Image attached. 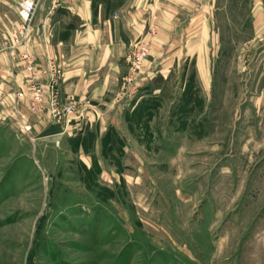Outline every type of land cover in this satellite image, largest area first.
Wrapping results in <instances>:
<instances>
[{"label": "rangeland", "instance_id": "rangeland-1", "mask_svg": "<svg viewBox=\"0 0 264 264\" xmlns=\"http://www.w3.org/2000/svg\"><path fill=\"white\" fill-rule=\"evenodd\" d=\"M217 3L163 97L106 135L0 104V264H264V0Z\"/></svg>", "mask_w": 264, "mask_h": 264}, {"label": "crops", "instance_id": "crops-1", "mask_svg": "<svg viewBox=\"0 0 264 264\" xmlns=\"http://www.w3.org/2000/svg\"><path fill=\"white\" fill-rule=\"evenodd\" d=\"M19 1L0 0V104L4 117H12L16 108L31 130L64 133V123L51 115L28 111L30 79L22 59L29 56L35 61L40 82H49L43 71L53 62L63 72L61 95L91 100L82 136L88 129L106 135L123 126L121 121L148 113L149 99L163 97L164 85L159 82H169L171 73L187 65L181 51H188L189 42L194 43L204 32L208 22L203 12L218 6V0H82L70 9L52 11L47 0L35 16L28 39L11 48L12 33L22 22ZM192 10L193 15L188 13ZM154 24L158 29L154 52L140 73L138 93L125 101L126 55Z\"/></svg>", "mask_w": 264, "mask_h": 264}, {"label": "built area", "instance_id": "built-area-1", "mask_svg": "<svg viewBox=\"0 0 264 264\" xmlns=\"http://www.w3.org/2000/svg\"><path fill=\"white\" fill-rule=\"evenodd\" d=\"M47 0H20L18 3V13L21 17V24L12 33L11 48L24 43L30 32L33 30L35 16ZM51 10L60 8L70 9L80 3L82 0H50ZM157 26L152 25L145 33L143 38L138 41L133 49L126 55L128 72L124 78L123 90H138V78L142 71L145 61L150 56L154 39L157 35ZM22 65L25 68L30 79V101L28 110L32 114L48 113L57 122L64 123V131H72L71 125L74 119L78 123L85 120L86 111L92 107L90 99L81 97H64L61 95L59 85L63 78V72L60 67L50 62L49 67L44 69L43 73L49 76V82L44 84L37 78L35 61L32 57L25 56L22 59ZM18 112V111H17ZM19 113V112H18ZM23 128L27 131L32 126L23 121Z\"/></svg>", "mask_w": 264, "mask_h": 264}]
</instances>
